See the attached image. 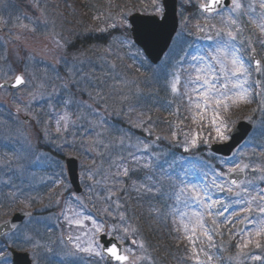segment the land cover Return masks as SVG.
<instances>
[{
  "label": "rangeland",
  "instance_id": "rangeland-1",
  "mask_svg": "<svg viewBox=\"0 0 264 264\" xmlns=\"http://www.w3.org/2000/svg\"><path fill=\"white\" fill-rule=\"evenodd\" d=\"M115 1L0 0V15L4 19L6 32L12 37L8 39L0 36V82L12 79L19 72L26 78V84L20 92L0 88V222L19 210L41 212L40 216L27 219L16 232L0 241V248L12 245L15 240V247L28 251L33 264H111L106 258L101 260L89 257L86 253L76 257L64 255L69 250H74L73 244L77 236L81 237V242L87 240L83 235L87 229L77 225L70 226L64 219L66 208L90 215L103 223V232L96 236L98 241L102 233L111 232L113 225L135 228L136 232L130 239H135L138 243L142 241L144 244L143 249L132 246L135 254L133 258H142L135 260V264H163L145 241L143 216L148 226L154 231H160L156 218L158 215L161 221L164 216L166 218L165 212L162 213L159 209L164 208L165 197L169 196V180L174 181L173 169L175 172H183L180 178L189 183H210L213 175L203 176L200 180L196 176L197 172L195 174L199 163L196 149L207 150L211 144L228 141L218 139L210 119H205L202 127L191 119L187 124L182 119L177 104L180 98L171 90L172 73L181 67L177 64L180 59L177 53L184 56L195 46L197 50L187 57L190 61L192 55H204L207 50L212 49L220 38L216 36V31L225 29L224 19L229 14L228 9L223 12V17H199L200 20L192 27L190 24L196 18L192 10L193 5L199 6L205 0H178L179 28L161 65L145 74H134L126 63L129 62V56L134 58L132 61L136 59L134 62H142L148 68L147 60L135 48L129 35L130 28L125 30L122 27L111 28L109 25L119 24L122 18L128 20V15L137 8L144 12L157 13L153 0L145 3L124 0V5ZM159 2L162 4V0ZM240 3L243 6L241 10L232 13L238 24L245 6L248 8L250 3L255 5V0H240ZM34 4L37 7H33ZM24 16L30 19H24ZM198 26L206 30L201 32ZM32 28L36 30L32 31ZM100 29L107 31L102 32ZM93 30L104 37L98 48H94V38L85 36ZM208 36L212 39H208ZM249 39L251 40L244 33H238V41H245L243 49L249 50ZM254 43L256 44L251 40V46ZM123 54L127 57L125 60ZM247 58L245 57L246 67L250 75L245 86L249 88V99L255 92L252 83L257 80L251 79L252 70ZM189 69L192 72V69ZM180 76L181 84L186 75L180 71ZM73 82H77L78 87L73 86ZM155 83H160L164 92L159 88L160 85L155 86ZM64 85L68 87L65 88ZM169 90L173 97L170 96ZM261 91L260 100H263L264 81ZM98 95L103 97L99 103L93 99ZM66 99H74L75 103L66 106ZM81 101L90 107L81 104ZM166 101L173 103V106ZM229 103L231 101H228ZM229 108L228 113L221 114L222 107L219 110L220 118L228 124L225 135H230L234 127L232 122L242 115L247 116L245 118L254 124V131L242 148L232 158L222 159L221 164L226 169L225 172L233 166L229 161L248 164L247 178L254 180V185L258 187L264 181L255 179L262 173L252 171L253 168L258 169L255 167V157L252 158V153L259 148L264 150L261 148L264 145V124H261L259 117L253 122L256 114L247 112L245 101ZM94 109L98 110L100 115H96ZM66 111L71 122L65 130L64 121H60L61 130L57 132V120ZM212 114L213 110L209 109L206 115L211 117ZM158 115H162L168 123L174 124V130H177L181 142L184 133H189L190 136L199 133V146L184 151V148L172 139L171 133L165 132L166 124H160V129L157 127L156 120L161 123L163 118L157 117ZM24 117H29L30 121H23ZM101 122L103 126H100ZM138 124L143 126L137 127ZM145 128L148 131H145ZM156 137L160 139L157 140ZM144 145H148L147 150ZM60 154L65 157L62 158ZM67 157L79 160L84 195H77L69 183L65 166ZM134 157H139V160ZM215 157L209 158L218 164V156ZM185 161L194 165L189 168L194 172V178L188 168L183 170L180 167ZM146 163L150 164V167H144ZM169 165L172 167L169 168ZM122 166L129 169L127 177L116 176L118 171H122ZM168 172L171 179L166 175ZM134 175L139 176L141 184H157L163 194H156L155 191L150 193L152 198H160L162 202H156L152 209L145 205V213L143 209L138 211L139 208L132 210L131 199L135 201L133 197L141 196L142 191H136V187L141 184L137 186ZM89 176L92 179H89ZM109 190L115 193L111 199H108ZM213 194V198L221 199L224 204L230 202L231 198L226 193H216L213 189ZM76 197L80 198L79 202ZM117 203L120 207L116 206ZM239 207L241 206L233 205L229 212ZM252 207L256 209V202ZM120 213L124 214V221H121ZM72 214L67 213L70 217ZM248 215L239 213V216ZM256 215L258 214L254 210L252 216ZM216 219L215 226L211 225L210 218L207 219L209 226L216 227L221 233L214 236L215 246L208 248L206 242L203 244L205 250L213 256L212 264H264V261H252L246 255L238 256L239 249L236 245L241 240L239 235H235L239 225L235 223L237 217H232V224L221 223L224 217ZM177 220L178 224L172 231L182 237V230L176 231L179 216ZM84 224L87 228L92 227L90 221H84ZM247 228L252 229L254 225L248 224ZM67 235L72 236L73 240L67 242ZM24 236L28 239H24ZM263 239L264 237L261 238ZM171 241L177 249L184 247L193 259V264H197L192 257L191 245L186 239L176 236ZM126 242L129 246L130 240ZM250 246L243 250L244 253L251 252ZM219 251L225 252L224 257L218 256ZM256 253L264 256L263 253ZM200 259H205L203 254Z\"/></svg>",
  "mask_w": 264,
  "mask_h": 264
},
{
  "label": "snow or ice",
  "instance_id": "snow-or-ice-1",
  "mask_svg": "<svg viewBox=\"0 0 264 264\" xmlns=\"http://www.w3.org/2000/svg\"><path fill=\"white\" fill-rule=\"evenodd\" d=\"M224 0H206V2H201L199 8L202 12L206 14L216 13L223 17V12L218 11L221 8ZM232 7L228 9V16L224 19L225 29L217 30L216 36L220 37L217 40L215 47L207 50L204 55L196 54L191 56V60L183 59L180 62L181 67L172 73L171 90L173 93L180 94V89L178 85L181 82L180 71L187 72L186 68H183V64H187L188 68L192 69V72L188 73V78L185 81L184 87L185 91L183 96L187 98L189 111L191 112L190 119L196 123L198 126H203L205 119H210L214 131L217 134L218 139L228 140L230 137L225 135V131L228 128V124L225 120L220 118L219 110L221 107L227 108L228 101H231L233 105H238L241 102L248 100L249 88L245 85L247 84L248 68L246 67V59L241 54V48L243 47L245 41L240 40V47L237 46L238 33L242 31L238 25V20L233 18L232 13H238L243 7L240 0H230ZM37 7V5H33ZM153 7L157 14L163 16L164 7L159 2V0H153ZM259 7L264 9V0H260ZM248 10L250 12H255L256 7L254 4L248 5ZM20 17H17L19 19ZM24 19H30L24 16ZM47 22H45L46 24ZM132 25L126 19L122 18L119 24L113 23L109 25L111 28L122 27L125 30L130 28ZM22 27H27V25H22ZM213 28L215 25L212 26ZM257 27L260 29L261 33H264V14L261 15ZM35 31V28L31 29ZM198 30L203 32L206 29L199 27ZM102 32H106L107 29H100ZM212 39L211 36L207 37ZM249 46L251 47V40H248ZM260 43L264 45V40ZM253 56L247 58L248 63L254 62L257 70L260 69V60L255 59V48H251ZM185 53V57H187ZM26 83L23 75H17L14 78L11 87H19ZM257 84L260 82L257 81ZM7 84H0V88L8 87ZM73 86L78 87L77 82H73ZM67 88V85H64ZM91 97V93H89ZM99 103L103 100V97H94ZM65 105H71L75 103L74 99L64 100ZM81 104L86 105V102L81 101ZM209 109L213 110L211 117L206 114ZM96 115H100L98 110H93ZM178 111V109H177ZM60 121H64V129L67 130L68 124L71 122L70 115L66 111L57 120V132H60ZM219 121V123H217ZM103 126V122L101 125ZM142 124H138L137 127H142ZM145 131L148 129L145 128ZM151 134V133H149ZM46 135V133H45ZM172 139L176 141L184 151H189L190 148H195L199 146V133L189 135V133L183 134V141L181 142L177 136V130L172 133ZM157 140L160 137H156ZM207 142V141H205ZM123 143V141H121ZM145 150H147L148 145H144ZM131 155V154H130ZM134 159L139 160V157H134ZM233 166L229 167L227 173L219 172L214 173L210 183L206 182H196L189 183L187 180L181 178L180 185L178 186L179 191L176 193V199L183 204V208H177L174 215L179 216V226L176 231L180 232L182 230L183 236L178 238H183L188 241L191 245L192 257L196 260L197 264H212L213 256L205 250L203 244L206 242L208 248L214 247V236L220 235L216 227H210L207 223V219H211V225L215 226L217 224L216 217H224L221 223L232 224L234 223L232 217H237L235 223H239L241 228L235 235L240 236L241 242H239L236 247L239 249V255H246L248 259L252 261H264V256L244 253V249H247L250 245L254 246L256 249H264V242L261 238L264 237V188H259L254 185V180L248 179L246 176V170L249 168L248 164L237 161H229ZM144 167H150V164H145ZM172 165H169L171 168ZM253 172L259 171L262 175L256 177L264 181V169H252ZM129 169L122 166V171H118L116 176L127 177ZM171 179V174L166 173ZM179 176V173H177ZM206 175V174H205ZM89 179H92L89 176ZM213 189L216 193H226L231 199L230 202L224 204L221 199L213 198ZM251 189V191H250ZM143 190L146 193H155L163 195L160 191V187L153 183L151 185L141 184L136 187V191L140 192ZM110 191L111 199L115 195L114 192ZM255 192V195H253ZM75 195V194H73ZM77 202L80 201L79 197H76ZM256 202V213L258 215L252 216L253 213V203ZM233 205L241 206L239 208L233 209L229 212V209L233 208ZM117 207L120 205L117 203ZM184 209H191V211H186ZM68 212H72V216L67 215ZM248 213V216H239V213ZM228 213V215H225ZM251 217V218H250ZM64 219L71 225L81 226L85 228L83 235L87 237L86 241L81 242V237L77 236L75 238L73 248L74 250H69L64 255L66 256H79L82 253H86L89 257L99 258L101 260L107 259L111 264H135V260L142 259L141 257H134V249L132 246H136L140 249L144 248L143 242H137L135 239H130L132 235L135 234L136 229L130 226L120 227L113 225L111 232L104 233L105 242L102 244L97 239L98 233L103 232L104 225L102 222H98L95 218L90 215H84L82 212L74 211L70 208L65 209ZM121 221H124V214L120 213ZM84 221H90L92 227L87 228ZM175 223V220H174ZM253 224L254 228L248 229L247 225ZM4 227H10L15 229L17 227L14 221H6ZM113 233H118L113 235ZM24 239H28L24 236ZM69 241L73 240L72 236L68 237ZM130 240V245L125 247V242ZM15 240L12 241L11 246L5 248H0V264H13L11 260V254L15 250ZM33 247H36L33 245ZM51 251V249H48ZM201 254L205 259H200ZM35 255V253H33Z\"/></svg>",
  "mask_w": 264,
  "mask_h": 264
},
{
  "label": "water",
  "instance_id": "water-1",
  "mask_svg": "<svg viewBox=\"0 0 264 264\" xmlns=\"http://www.w3.org/2000/svg\"><path fill=\"white\" fill-rule=\"evenodd\" d=\"M178 0H163V6L165 9L162 19L157 16H146L141 14H135L130 17L131 32L134 41L140 46L149 60L157 64L168 50L170 43L178 28V16H177ZM230 0H224L221 8L228 7ZM1 22V19H0ZM253 56V53H252ZM255 59H259L257 53L254 54ZM254 63V62H253ZM255 64V63H254ZM256 66V65H255ZM257 69V68H256ZM22 75V74H18ZM14 80L4 82L1 84L9 85L7 88L16 90L19 87H11L10 85ZM252 130L251 124L248 122H240L231 133V140L228 143L222 145H214L212 150L223 156H230L232 152L242 144ZM68 168V176L74 185L77 192H81L82 188L79 183L78 176V160L75 158H69L66 161ZM31 215L29 212L16 213L12 218L7 221H14L17 225L15 229L10 227H4L5 222L0 224V237L16 230L24 221V219ZM102 244L105 242V236H101ZM13 263L14 264H32L28 253H18L13 251Z\"/></svg>",
  "mask_w": 264,
  "mask_h": 264
},
{
  "label": "trees",
  "instance_id": "trees-1",
  "mask_svg": "<svg viewBox=\"0 0 264 264\" xmlns=\"http://www.w3.org/2000/svg\"><path fill=\"white\" fill-rule=\"evenodd\" d=\"M124 0H120V2L123 3ZM139 3L143 2L145 3L146 1L150 2L151 0H136ZM115 2H118L116 0ZM127 2V0H126ZM193 12L196 14L195 21L190 24L192 27L196 25V23L200 20L199 17H203L201 12L198 9L197 4L193 5ZM136 11H142V9L137 8ZM89 31L92 29H88ZM93 32V33H92ZM255 35V34H253ZM85 36H88L90 38H94V48H98L102 42H103V35H100L99 33L95 32L94 30L91 31V33L86 34ZM258 37V35H257ZM126 54V53H125ZM124 55L123 60H125L126 55ZM129 62H126L130 67H132L130 70L133 72L135 71L136 74H145L146 72H149V69L144 66V64L134 62L135 60L132 61V57L129 56ZM249 108L254 111V114H257L260 110V107L257 103H252L249 105ZM248 109V108H247ZM243 114V113H242ZM242 117H246L245 115H242ZM260 160L258 156H255V161ZM143 229L145 233L147 234L148 238L151 240L152 243H157L156 246V253L157 255L163 260V263L165 264H173L180 261V257L182 256V249H177L176 245H174V242L171 241L172 238H176V234L172 231L175 228V225L173 223L172 217L164 218L163 221L159 219V222L156 221L157 224H159V228L161 229L160 231L152 229L150 226H148L145 223V216H143ZM173 242V243H172Z\"/></svg>",
  "mask_w": 264,
  "mask_h": 264
}]
</instances>
